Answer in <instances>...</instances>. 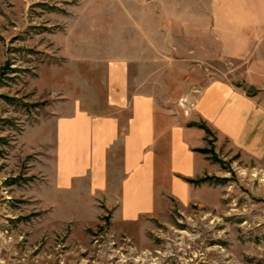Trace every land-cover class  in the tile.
<instances>
[{
	"label": "rangeland",
	"instance_id": "obj_1",
	"mask_svg": "<svg viewBox=\"0 0 264 264\" xmlns=\"http://www.w3.org/2000/svg\"><path fill=\"white\" fill-rule=\"evenodd\" d=\"M150 1L0 0V264H264V158L205 124L207 202L174 201L124 232L87 183L55 185L56 118L73 106L109 111V60L128 56L131 91L176 120L204 84L229 75L198 56L188 37L199 35L177 20L195 0H179L180 11L162 0L172 21H151Z\"/></svg>",
	"mask_w": 264,
	"mask_h": 264
},
{
	"label": "crops",
	"instance_id": "obj_2",
	"mask_svg": "<svg viewBox=\"0 0 264 264\" xmlns=\"http://www.w3.org/2000/svg\"><path fill=\"white\" fill-rule=\"evenodd\" d=\"M195 1L183 7V19L177 20L188 21L191 33L199 35L188 37L190 44L199 41L198 56L227 63L230 73L204 84L181 120L158 113L152 94L131 91L128 56L107 63L109 111L73 106L56 118L57 189L87 183L90 196L110 211L119 231L174 201H209L214 188L189 180L204 177L209 168L198 150L207 142L199 124L215 131L220 142L226 139L232 147L264 158V0ZM166 2L168 8L174 3V9L181 4ZM166 2L144 4L155 9L151 21H172L161 16ZM185 53L189 59L196 56L192 45Z\"/></svg>",
	"mask_w": 264,
	"mask_h": 264
},
{
	"label": "trees",
	"instance_id": "obj_3",
	"mask_svg": "<svg viewBox=\"0 0 264 264\" xmlns=\"http://www.w3.org/2000/svg\"><path fill=\"white\" fill-rule=\"evenodd\" d=\"M203 127H206L203 125ZM206 129L209 131L208 127H206ZM207 149L205 148H200L199 151H202V152H206ZM206 179V177H200V178H197V179H193V178H190L189 180L191 182H194L195 184H200L201 182H203L204 180Z\"/></svg>",
	"mask_w": 264,
	"mask_h": 264
}]
</instances>
